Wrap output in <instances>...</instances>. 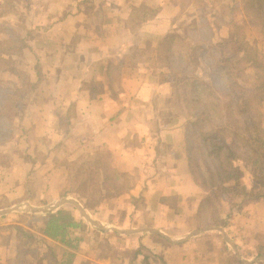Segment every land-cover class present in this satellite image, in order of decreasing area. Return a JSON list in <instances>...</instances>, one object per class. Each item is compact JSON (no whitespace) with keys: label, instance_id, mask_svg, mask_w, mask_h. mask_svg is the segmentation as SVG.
<instances>
[{"label":"crops","instance_id":"1","mask_svg":"<svg viewBox=\"0 0 264 264\" xmlns=\"http://www.w3.org/2000/svg\"><path fill=\"white\" fill-rule=\"evenodd\" d=\"M181 13L175 0H33L26 8L17 61L34 87L19 119L20 143L16 139L13 151V140L4 145L11 155L0 162V210L63 197L82 205L61 195L67 167L98 151L128 174L132 187L93 210L82 205L102 228L69 203L57 207L78 222L65 240L43 234L45 214H0V264H264L251 255L256 235L264 233V196L232 208L222 229L235 250L223 233L208 229L221 226L195 228L210 197L191 177L183 150L186 118L170 115L172 73L150 53L116 79L106 72L135 48L154 50L182 23ZM31 216L39 222L20 220ZM197 229L207 230L169 240Z\"/></svg>","mask_w":264,"mask_h":264},{"label":"trees","instance_id":"2","mask_svg":"<svg viewBox=\"0 0 264 264\" xmlns=\"http://www.w3.org/2000/svg\"><path fill=\"white\" fill-rule=\"evenodd\" d=\"M175 1L180 8L193 4L198 11L207 5L218 6L219 2L223 7L210 19L200 15V28L192 19L182 29L179 27L161 36L154 50L135 48L122 60L110 62L106 72L116 79L123 67H135L142 55L150 53L160 67L172 73L175 87L170 98V115L186 118L183 150L191 177L210 197L205 198L199 208L195 228L225 227L232 208L239 201L264 196V116L261 110L264 63L255 53L245 51L246 47L239 38L243 21L239 23L233 19L236 11L243 17L254 19L260 24L259 31L264 38V0H234L232 5H225L223 0ZM15 4L16 0L10 2L12 9ZM225 9H228L226 13ZM226 14L231 15V19H225ZM219 23L230 24L228 36L222 41L230 57H234L233 61L214 57L204 41L196 38L201 32L204 34L202 37L208 40L207 35H213L214 26L219 27ZM19 35L17 33V38L10 42L11 49L0 50L2 163L10 160L11 154L6 152L4 145L12 141L15 122L20 123L19 119L23 118L27 95L34 87L28 73H20L14 66V60L20 56L24 45ZM198 60H203L209 68L208 82L200 73ZM250 68L253 70L251 78L247 77ZM18 72L27 78L29 76L32 84L29 90L20 83ZM3 75L11 78L5 80ZM67 171L69 184L61 195H73L88 210L97 208L106 199L128 192L132 187L128 174L111 167L104 151L94 153L90 159L70 162ZM42 217L45 218L43 234L52 239L65 240L67 231L78 225L71 211L65 208L55 209ZM256 241L251 255H264V233H258ZM71 246L75 247L72 243ZM227 249L230 248L227 246Z\"/></svg>","mask_w":264,"mask_h":264},{"label":"rangeland","instance_id":"3","mask_svg":"<svg viewBox=\"0 0 264 264\" xmlns=\"http://www.w3.org/2000/svg\"><path fill=\"white\" fill-rule=\"evenodd\" d=\"M32 1L33 0H16L17 4H15V7L13 9H12V6H10V2H12V0H2V2H0V42H1L0 50L11 49L10 42L12 40H15V38H17L16 37L17 33L21 34L24 31H26L25 25L23 24V22L25 20L24 13H25L26 8L30 5V3ZM233 2H234V0H223L222 3H224L225 5H232ZM222 7H223L222 4H220V2H219L218 6H217V4L214 7H210L209 5H207L206 8H203L200 11H198L197 6H195L193 4H189V6L184 7V9L181 8V11H182L181 18L183 20H182L181 24H179V23L177 24V26H178L177 28L180 27L182 29L192 19L195 20L194 24L195 25L197 24L196 26H199V28H200L201 27L200 15H204L210 19V18H212V16L217 11H220L222 9ZM8 9H9V12H7ZM227 10L228 9H225V13ZM231 17L232 16L231 15L229 16L228 14H226L224 16L225 19H231ZM233 19H236L237 21H239V23H241L243 21L242 26L240 28L241 30H240L239 38L241 39V42L246 47L245 51H250L251 53H255L260 58V60L264 63V38L262 37V35L260 34V31H259L260 30V24L250 17H243L239 11L235 12V14L233 15ZM207 28H208V25H207ZM229 29H230V24L229 25H224V24L221 25L220 24L219 27L214 26L213 35H211L210 33L208 34V32H206L208 34L207 38L209 41L205 40V37H202V36H204V34L201 32H199L200 35H198V34L196 35V38L198 40L201 39L202 41H204L205 46L209 50V53L211 55H213L214 57L222 58V59L228 60V61H231V60L233 61L234 57H230L231 54H230L227 46H225L224 42L222 41L224 38H226L228 36ZM22 53H23V50H22L20 56L22 55ZM19 59L20 58L17 57L14 60L15 61L14 66L20 71V73H24L19 68L20 64L17 61ZM197 65L199 66L200 73L203 76L204 80L208 82L210 80V73H209L210 71H209L208 66L204 63L203 60H198ZM252 71L253 70L250 68L249 76L247 75V77H249V78L252 77L251 76ZM20 73L19 72L17 73L20 83H23L25 89L29 90L32 87L30 80H28L29 76L27 78L23 74L20 75ZM28 75H30V74H28ZM3 77L5 80H7V79L9 80L11 78V77L6 76V75L5 76L3 75ZM261 110H262L263 116H264V100H263V103L261 104ZM20 137H22L21 136V130L19 128V122L16 121L15 122V128L12 130V140L13 141L8 146L10 149L9 151H13V149L16 148V139L19 140ZM19 143H20V140H19ZM13 156L15 158L16 154L13 153ZM1 158H2V156L0 153V160H1ZM1 200L3 201L2 203H5V200H3V199H1ZM42 205H45V204H40V206H42ZM75 211H76V209H75ZM29 218H30V220H29ZM20 220L21 221L23 220V223H29L30 222V224L37 223V221L39 222V220L36 217H32V216L27 217L25 219H20Z\"/></svg>","mask_w":264,"mask_h":264},{"label":"water","instance_id":"4","mask_svg":"<svg viewBox=\"0 0 264 264\" xmlns=\"http://www.w3.org/2000/svg\"><path fill=\"white\" fill-rule=\"evenodd\" d=\"M66 203H69V204L73 205L76 208V210L79 212V214L87 222H89L90 224H92V225H94L96 227L102 228L100 223L97 220H95L94 218H92L88 214L86 209L73 197H63L60 200H57V201H55L53 203L45 204V205H42V206H32V205H30V204H28L26 202H21V203H18L16 205H13V206H11L9 208L0 210V214H4V213L11 212V211H16V210L30 211V212L37 213V214H46V213L56 209L57 207H59V206H61L63 204H66ZM113 229L117 230V231H120V232H123V233H132V232H138V231H149V232H154V233H161L160 231H158V230H156L154 228H141V229H117V228H113ZM208 229H215V230L223 233L224 238L227 241V243L230 244L235 250L234 244L231 242V240L224 233L222 227H211V228H208ZM204 230H207V229H197V230H194V231L184 235L183 237H180V238H177V239L169 238V240H171L173 242H181V241H184L187 238L191 237L192 235H195V234H197L199 232H202ZM258 259H264V255H260V256H257V257L254 258V260H258Z\"/></svg>","mask_w":264,"mask_h":264}]
</instances>
